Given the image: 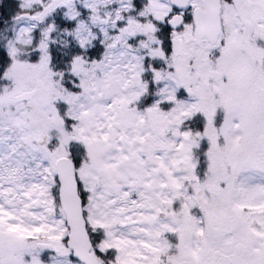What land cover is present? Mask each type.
<instances>
[{
    "label": "snow or ice",
    "instance_id": "snow-or-ice-1",
    "mask_svg": "<svg viewBox=\"0 0 264 264\" xmlns=\"http://www.w3.org/2000/svg\"><path fill=\"white\" fill-rule=\"evenodd\" d=\"M0 264H264V0H0Z\"/></svg>",
    "mask_w": 264,
    "mask_h": 264
}]
</instances>
